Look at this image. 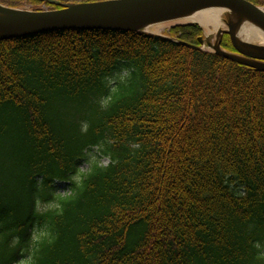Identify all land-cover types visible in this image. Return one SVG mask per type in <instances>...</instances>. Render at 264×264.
<instances>
[{
  "label": "trees",
  "instance_id": "obj_1",
  "mask_svg": "<svg viewBox=\"0 0 264 264\" xmlns=\"http://www.w3.org/2000/svg\"><path fill=\"white\" fill-rule=\"evenodd\" d=\"M202 36L0 41V264H264V72ZM95 148L109 164L81 172Z\"/></svg>",
  "mask_w": 264,
  "mask_h": 264
},
{
  "label": "water",
  "instance_id": "obj_2",
  "mask_svg": "<svg viewBox=\"0 0 264 264\" xmlns=\"http://www.w3.org/2000/svg\"><path fill=\"white\" fill-rule=\"evenodd\" d=\"M40 1H47L61 8L35 12L12 9L0 4V41L59 30L139 32L152 25L184 19L202 10L221 8L230 13L235 24L228 23L229 30L221 31L222 39L214 53L264 72V46L241 41L235 35L238 24L241 26L248 22L259 29L264 37V8L249 0H108L85 4ZM232 14L236 18L233 19ZM226 34L230 36L236 54L222 49L223 36ZM206 42V38H200L202 47L186 45L192 49L203 50Z\"/></svg>",
  "mask_w": 264,
  "mask_h": 264
},
{
  "label": "rangeland",
  "instance_id": "obj_3",
  "mask_svg": "<svg viewBox=\"0 0 264 264\" xmlns=\"http://www.w3.org/2000/svg\"><path fill=\"white\" fill-rule=\"evenodd\" d=\"M261 8H264V7H261ZM27 11L45 12V11H51V10L47 6L42 5V6H38L37 8H34V9L28 8ZM183 21L184 20L181 19V20H175V21H170V22H166V23H160V24L152 25V26L146 28L144 31L147 33H150V34L164 35L171 28L186 24ZM232 21L233 20L230 17V13L225 12V14H223V16H222V25L220 27L216 28L214 26H210V27L201 26L202 30H203V36L202 37L206 38V41H207L205 46L203 47V49L206 51L214 52L215 48L218 46V43L222 39L221 31L222 30H229L228 23H234L235 22V21H233V22ZM222 49L226 52H229V51L225 50L223 47H222ZM126 75H127V73L124 70L115 73L114 76L111 78V83H113V85H115V83L117 81L125 79ZM100 154H101V151L97 148L88 152L89 161L81 163L79 170L83 173H86L90 169L91 163L97 162V161H99L104 166L108 165L109 161L107 159L101 158ZM59 187H60V191L58 189V193L64 195V192L67 191L66 187L63 185H60ZM41 208L43 209V207H41ZM45 208H48V205L45 206Z\"/></svg>",
  "mask_w": 264,
  "mask_h": 264
},
{
  "label": "bare ground",
  "instance_id": "obj_4",
  "mask_svg": "<svg viewBox=\"0 0 264 264\" xmlns=\"http://www.w3.org/2000/svg\"><path fill=\"white\" fill-rule=\"evenodd\" d=\"M226 10L221 8H213L196 12L186 18L185 23H197L203 27L214 26L216 28L222 25V16ZM233 19L236 18L233 14ZM235 35L244 42L254 43L256 45L264 46V37L261 35L260 30L254 25L244 22L241 26L236 28Z\"/></svg>",
  "mask_w": 264,
  "mask_h": 264
}]
</instances>
